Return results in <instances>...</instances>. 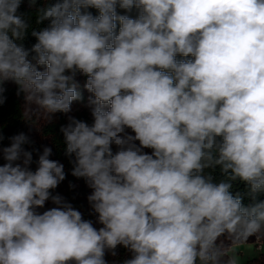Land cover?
<instances>
[{
	"label": "clouds",
	"instance_id": "clouds-1",
	"mask_svg": "<svg viewBox=\"0 0 264 264\" xmlns=\"http://www.w3.org/2000/svg\"><path fill=\"white\" fill-rule=\"evenodd\" d=\"M21 3L0 0V104L12 81L51 119L87 77L93 123L69 117L60 131L102 227L51 194L66 178L52 149L33 171L29 138L14 135L0 148V264H107L117 246L132 253L124 264H242L237 246L264 234V201L232 191L264 192V0H51L30 50L16 43ZM217 167L219 183L206 172Z\"/></svg>",
	"mask_w": 264,
	"mask_h": 264
},
{
	"label": "trees",
	"instance_id": "trees-1",
	"mask_svg": "<svg viewBox=\"0 0 264 264\" xmlns=\"http://www.w3.org/2000/svg\"><path fill=\"white\" fill-rule=\"evenodd\" d=\"M51 0H36L35 4L30 3V0H22L20 8L18 10L19 14H23L26 19L29 21V28L25 34L23 40H18L16 43L21 44L25 49L30 50L32 46L37 43V40L32 36L33 30H42L45 27H48L49 21H44L41 24L36 23L37 9L44 7ZM94 16H98L99 12L95 8L88 9ZM117 13L119 15H129L131 18H135L139 14V10L133 8L130 12H127L123 9L117 8ZM119 29V22L117 21V31ZM35 53L29 55V59H32ZM184 57H177V59H189ZM46 69V66H42ZM87 77L82 73L77 72L75 76V84L77 91L81 93L82 99L76 100L80 105L86 103V95L84 93L83 85L86 83ZM3 87L6 89L4 96L6 100L3 104H0V134L3 135L4 139L0 141V148L7 147L10 145V137L24 133L29 138V143L23 145V148L27 151L33 152V163L34 167H37L36 161L38 160L39 154L42 153L38 145H36L33 136L31 135V128L29 127L27 120L23 114L22 110V97L23 92L18 94V85L11 87L4 83ZM76 119L87 122L89 125L93 123V119L88 114L86 110H79L74 116ZM69 122V117L64 115H59L55 122L48 124L43 129V134L49 139V147L52 149V155L50 159L57 160L64 165V171L66 173V178L60 182V188L62 187V194L68 198L69 203L73 207L80 211L82 218L84 220L91 221L93 226L99 229L102 225L98 222V214L95 213L91 204L88 201V196L91 194L92 189L88 186V183L84 178L74 177L72 173L74 157H68L65 155V143L62 132L60 131L61 126L66 125ZM146 153L151 154V149H144ZM113 151H115L113 147ZM1 165V164H0ZM206 172L210 173L213 178V182L219 183L222 180L226 179L225 175H222L219 167L215 169H208ZM74 186V187H73ZM233 194L237 191L241 193L244 197L242 203L245 206H250L258 201H264V192L257 193L255 199L249 194L248 186L241 181L233 182L232 188ZM116 255H112L110 252H107V258L105 261L107 263L114 264H124L128 259L132 258V253L124 248L123 246H117ZM226 258V257H225ZM255 261H249L245 264H254Z\"/></svg>",
	"mask_w": 264,
	"mask_h": 264
},
{
	"label": "rangeland",
	"instance_id": "rangeland-1",
	"mask_svg": "<svg viewBox=\"0 0 264 264\" xmlns=\"http://www.w3.org/2000/svg\"><path fill=\"white\" fill-rule=\"evenodd\" d=\"M39 70L41 72L46 71L45 68L42 66H38ZM7 85L14 87L16 83L12 81H7ZM85 85V83H84ZM84 93L86 95V103L84 105H80L78 102L73 101L71 104V111L68 113H62V112H57L55 114H52L51 119H48L42 110L38 109L35 104H30L26 101L25 99V94L23 93L22 97V110L23 114L25 116V119L27 120V123L29 127L31 128V135L33 136L36 145L39 146L40 151L43 152L44 147H49V139L43 134V129L50 123H53L56 121L59 115H64L66 117H72L76 114L77 111L83 109L88 112V114L92 116V106L89 104V98L91 97V93L87 91V89L84 87ZM130 134L131 130H128ZM139 142H137L138 144ZM115 151L116 146L113 145ZM145 152V150L143 149ZM146 153V152H145ZM5 163V161L2 159V154H0V164L2 165ZM31 169L35 171L36 167H34L31 164ZM62 183V182H61ZM52 195H60L62 196L66 201H68L67 195L62 194V187L60 188V185L56 189L51 190ZM55 207V205L52 203L51 199L45 202V205L43 208L37 209L38 212L43 213L44 211ZM217 245L220 246L223 250L228 251L232 247L235 246L234 241L227 237V235L222 236L221 238L218 239ZM238 251L241 252V261L242 264H245L249 261H255L254 264H264V234L260 235L257 237L256 235L249 237L248 241L245 244H240L237 246ZM107 258V252L105 253L104 259ZM107 264H114V263H107Z\"/></svg>",
	"mask_w": 264,
	"mask_h": 264
}]
</instances>
